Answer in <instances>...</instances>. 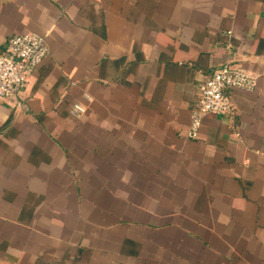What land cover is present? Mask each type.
Wrapping results in <instances>:
<instances>
[{
    "label": "crops",
    "instance_id": "crops-1",
    "mask_svg": "<svg viewBox=\"0 0 264 264\" xmlns=\"http://www.w3.org/2000/svg\"><path fill=\"white\" fill-rule=\"evenodd\" d=\"M25 32L50 55L0 98V264H264V0H0V51ZM225 63L258 85L191 138Z\"/></svg>",
    "mask_w": 264,
    "mask_h": 264
},
{
    "label": "built area",
    "instance_id": "built-area-1",
    "mask_svg": "<svg viewBox=\"0 0 264 264\" xmlns=\"http://www.w3.org/2000/svg\"><path fill=\"white\" fill-rule=\"evenodd\" d=\"M50 55L44 35L35 32L17 33L9 38L6 51L0 53V98L19 94L30 74ZM258 85V75L225 63L207 75L199 86L198 100L191 113L188 136L197 138L203 118L208 115H234L236 106L229 90L252 92ZM86 108L76 103L72 113L80 116Z\"/></svg>",
    "mask_w": 264,
    "mask_h": 264
},
{
    "label": "trees",
    "instance_id": "trees-1",
    "mask_svg": "<svg viewBox=\"0 0 264 264\" xmlns=\"http://www.w3.org/2000/svg\"><path fill=\"white\" fill-rule=\"evenodd\" d=\"M6 48H7V47H6ZM5 51H6V49H5L4 51H0V53H4ZM211 72H212V71H211ZM211 72H210V73H211ZM228 93H229V91H228Z\"/></svg>",
    "mask_w": 264,
    "mask_h": 264
}]
</instances>
